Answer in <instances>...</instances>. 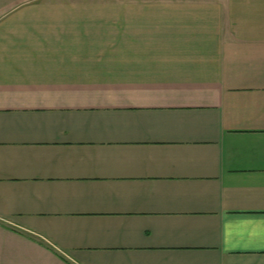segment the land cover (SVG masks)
Listing matches in <instances>:
<instances>
[{"label": "crops", "instance_id": "0c3cea01", "mask_svg": "<svg viewBox=\"0 0 264 264\" xmlns=\"http://www.w3.org/2000/svg\"><path fill=\"white\" fill-rule=\"evenodd\" d=\"M0 264H264V0H0Z\"/></svg>", "mask_w": 264, "mask_h": 264}]
</instances>
